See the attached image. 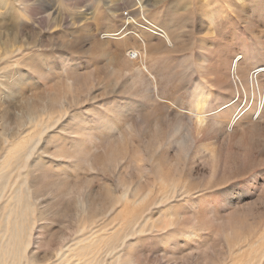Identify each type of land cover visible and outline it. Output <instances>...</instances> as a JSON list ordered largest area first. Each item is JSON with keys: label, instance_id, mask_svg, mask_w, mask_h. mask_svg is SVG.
I'll return each mask as SVG.
<instances>
[{"label": "rangeland", "instance_id": "obj_1", "mask_svg": "<svg viewBox=\"0 0 264 264\" xmlns=\"http://www.w3.org/2000/svg\"><path fill=\"white\" fill-rule=\"evenodd\" d=\"M189 1L0 0V244L7 218L23 216L31 234L19 256L0 264H207L193 261L201 252L196 241L178 237L183 249L178 253L157 240L153 223L161 214L155 163L163 161L180 189L187 181L193 187L206 176L203 150L218 147L201 133L192 145L198 151L188 154L177 151L172 141L174 125L188 122L191 92L200 79L198 51L209 43L204 11ZM164 38L168 47L159 44ZM130 51H137L138 58L130 60ZM40 71L57 81V101L50 103L44 86L33 82ZM23 74L33 80L4 88L7 77ZM70 75L78 77L77 84H68ZM30 109L36 112L34 120L27 118ZM115 109L121 112L116 115ZM87 132L92 133L86 140ZM152 136L171 142L167 160L160 157L165 149L153 157L146 153ZM115 140L127 150L129 164L92 169L65 153L82 142V150L100 155ZM59 143L64 152L54 150ZM253 159L248 170L222 182L234 184L241 195L249 186L241 202L249 208L247 226L254 229L249 240L263 250L264 154L254 153ZM43 172L80 189L39 191ZM149 188L152 194L145 199ZM124 195L134 203L124 207ZM104 198L116 200L112 208L101 209ZM201 238L199 232L196 239ZM214 248L209 252L221 260L215 264L241 260L239 247L231 253L224 239ZM132 249L138 263L125 255ZM64 256L67 261H60Z\"/></svg>", "mask_w": 264, "mask_h": 264}, {"label": "bare ground", "instance_id": "obj_2", "mask_svg": "<svg viewBox=\"0 0 264 264\" xmlns=\"http://www.w3.org/2000/svg\"><path fill=\"white\" fill-rule=\"evenodd\" d=\"M193 3L201 6L204 11L206 20L202 22L206 21L208 25L209 43L200 46V52L198 51L200 79L191 92L188 122H178L174 125L172 141L177 151L188 154L193 148L198 151L197 146L192 145L199 141L197 136L201 133L200 138L214 139L218 147L214 151L203 150L204 153L200 157L207 167L206 176L193 187L189 186L187 181L186 187L180 189L175 177L162 166L163 161L158 160L155 163L154 167L158 169V196L161 199L157 206L161 214L153 220L157 228L155 236L158 241L168 243V248L178 253L183 250L182 246L177 245L178 237L196 241L200 246L195 248L201 252L193 261H203L207 264L221 261L209 251L217 241L224 239L231 253L236 246L239 247L241 260L235 264H264V249L255 247L256 242L250 243L249 240L254 230L249 229L245 221L249 216V208L241 203L246 199L243 196L248 192L249 186H243L241 195L234 184L225 186L222 182L229 174L248 170L252 166L254 153L264 154V0H190L189 6ZM228 12H232L234 16H229ZM166 31L167 34L171 33V29ZM159 44L161 47H168L169 41L164 38ZM128 55L130 60L138 58L137 51H130ZM38 74L40 75H36V81L33 82H40L44 86L46 98L50 103L57 101L60 97L55 90L57 81L51 79V74L41 75V71ZM66 79L67 82L70 81V85L77 84L79 80L75 75ZM31 80L32 77L25 74L7 77L4 88L23 85ZM121 110L115 109L114 112L117 115ZM29 111L31 112L27 118L34 120L36 112L33 109ZM149 115L148 113L147 118ZM77 131L80 129L73 133ZM91 133L87 132L84 139L90 137ZM82 142H76L70 146L71 150L65 153L82 160L92 169L116 166L121 161L129 164V160L124 159L127 157V150L119 140L106 143L100 155L91 153L88 149L82 150ZM60 144L55 146L56 152L65 151ZM170 146L171 142L163 143L152 136L146 153L153 157L154 153L165 149L166 153L161 152L160 156L165 161L169 157L167 152ZM129 153L132 158L136 155L134 152ZM39 177V191L44 193H75L80 189L78 184L52 178L48 172H43ZM151 194L152 189H147L145 199ZM234 194L236 202L232 200ZM259 198H263L260 193ZM21 199V193L17 194L16 204ZM89 200L87 199L88 202ZM121 200L124 201V207L134 203L126 195L122 196ZM178 201L182 203L177 205ZM115 202L113 199L107 203L104 198L101 209H110ZM84 205L82 208L85 209ZM199 232L202 238L197 240ZM4 237L5 240L0 244V263L7 258L19 256L25 250V245L31 241V234L26 231L23 216L7 218ZM188 241H183L181 245H187ZM209 241L211 242L208 244ZM86 247L84 244L83 248ZM133 252L134 249L127 250L125 255L129 260L138 263L139 255L134 257L131 255ZM60 261H67L66 256Z\"/></svg>", "mask_w": 264, "mask_h": 264}, {"label": "built area", "instance_id": "obj_3", "mask_svg": "<svg viewBox=\"0 0 264 264\" xmlns=\"http://www.w3.org/2000/svg\"><path fill=\"white\" fill-rule=\"evenodd\" d=\"M124 14H127V13H124Z\"/></svg>", "mask_w": 264, "mask_h": 264}]
</instances>
